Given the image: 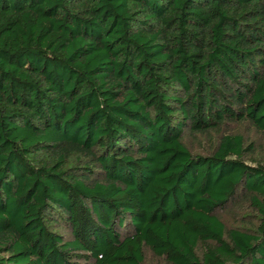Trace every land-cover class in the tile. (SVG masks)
Here are the masks:
<instances>
[{
	"label": "trees",
	"instance_id": "16d2710c",
	"mask_svg": "<svg viewBox=\"0 0 264 264\" xmlns=\"http://www.w3.org/2000/svg\"><path fill=\"white\" fill-rule=\"evenodd\" d=\"M234 124L264 135V0H0V264H264Z\"/></svg>",
	"mask_w": 264,
	"mask_h": 264
},
{
	"label": "rangeland",
	"instance_id": "374dc122",
	"mask_svg": "<svg viewBox=\"0 0 264 264\" xmlns=\"http://www.w3.org/2000/svg\"><path fill=\"white\" fill-rule=\"evenodd\" d=\"M231 128L235 130L241 131L246 136L247 143H251L253 147L252 155L247 156V161L251 162L250 159L261 158L264 156V135L257 131L256 129L251 128L248 125H232ZM195 141L193 144V148L195 151L204 150L210 147L209 142L205 139L202 141ZM222 216L227 224V226L231 228L238 227H250L256 221V214L251 209H248L246 206H229L227 210L222 212ZM145 264H166V262L155 256L150 251L146 253V261Z\"/></svg>",
	"mask_w": 264,
	"mask_h": 264
}]
</instances>
